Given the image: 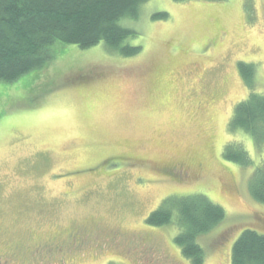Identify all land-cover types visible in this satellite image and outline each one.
Wrapping results in <instances>:
<instances>
[{"label":"rangeland","instance_id":"374dc122","mask_svg":"<svg viewBox=\"0 0 264 264\" xmlns=\"http://www.w3.org/2000/svg\"><path fill=\"white\" fill-rule=\"evenodd\" d=\"M122 25L136 33L126 44L138 54L56 43L47 69L0 81V255L32 262L36 245L79 224L119 234L125 246L94 247L66 264H192L177 226L146 219L170 196L201 193L226 211L200 239L204 264H232L243 229H264V204L249 191L264 143L231 126L239 103L264 95V0H148ZM240 62L256 66L253 88ZM239 144L248 165L223 159ZM119 154L146 162L125 167ZM150 160L187 172L158 176ZM144 234L158 255L135 257L144 248L131 240Z\"/></svg>","mask_w":264,"mask_h":264},{"label":"trees","instance_id":"16d2710c","mask_svg":"<svg viewBox=\"0 0 264 264\" xmlns=\"http://www.w3.org/2000/svg\"><path fill=\"white\" fill-rule=\"evenodd\" d=\"M148 0H0V81L12 83L32 72L40 73L56 60V43L82 50L104 43L125 56L140 52L126 44L136 33L122 25L137 18ZM186 1V0H176ZM167 14L155 18H166ZM238 71L253 88L256 66L240 62ZM231 126L264 143V95L251 92L234 111ZM227 145L223 159L232 164L251 163L239 144ZM175 168V166H174ZM253 199L264 204V162L249 182ZM226 218L225 209L207 195L170 196L146 219L150 227L177 226L176 244L192 264H204L206 252L200 239ZM232 264H264V229H243L232 248Z\"/></svg>","mask_w":264,"mask_h":264},{"label":"flooded vegetation","instance_id":"af4514ba","mask_svg":"<svg viewBox=\"0 0 264 264\" xmlns=\"http://www.w3.org/2000/svg\"><path fill=\"white\" fill-rule=\"evenodd\" d=\"M114 158L120 160L121 165L128 166H143L145 160L142 158H135L133 155L119 154L115 155ZM153 163L152 171L158 176H166L173 180H179V177L175 175V170H178L179 167H176V164L169 162H161L160 160H150ZM149 162V161H148ZM175 166V168H174ZM184 168V167H183ZM179 172L186 173L187 170H180ZM155 175V174H154ZM156 175V176H157ZM65 238L62 241L53 240L47 244H38L35 249L30 253L33 255L32 262L25 260H18L16 264H66V261H73L76 259L77 255H85L89 253L91 248L101 249L108 248L110 249L113 246H116L115 249L118 251V248L124 247V238L119 234L108 232L106 233L107 237L103 235L104 230L99 226H83L75 224L69 226L64 230ZM135 237L132 238L131 244H135L136 248H144L140 253L135 252V257L139 255L149 254L152 256L158 255L160 252L157 245L154 242L153 237L150 234H144L140 236L139 240L135 241ZM137 243V244H136ZM133 245V246H135ZM19 253L14 252V257H17ZM75 258L73 259V257ZM60 258V259H59ZM18 259V258H17ZM167 258H159L158 262H166ZM4 261V263L2 262ZM0 264H15L13 261L4 255H0Z\"/></svg>","mask_w":264,"mask_h":264}]
</instances>
